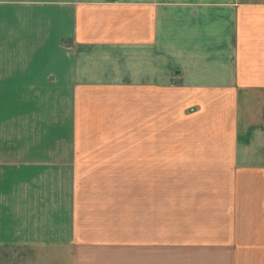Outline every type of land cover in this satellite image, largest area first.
Masks as SVG:
<instances>
[{
	"label": "crops",
	"instance_id": "obj_1",
	"mask_svg": "<svg viewBox=\"0 0 264 264\" xmlns=\"http://www.w3.org/2000/svg\"><path fill=\"white\" fill-rule=\"evenodd\" d=\"M0 264H264V0H0Z\"/></svg>",
	"mask_w": 264,
	"mask_h": 264
}]
</instances>
